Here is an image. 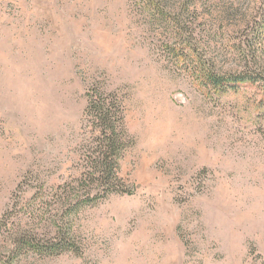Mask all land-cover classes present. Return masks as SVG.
Segmentation results:
<instances>
[{"label": "rangeland", "instance_id": "rangeland-1", "mask_svg": "<svg viewBox=\"0 0 264 264\" xmlns=\"http://www.w3.org/2000/svg\"><path fill=\"white\" fill-rule=\"evenodd\" d=\"M183 2L0 0V264H264L261 1ZM182 49L244 81L207 86ZM92 87L123 104L126 191L37 218L78 187Z\"/></svg>", "mask_w": 264, "mask_h": 264}, {"label": "trees", "instance_id": "trees-1", "mask_svg": "<svg viewBox=\"0 0 264 264\" xmlns=\"http://www.w3.org/2000/svg\"><path fill=\"white\" fill-rule=\"evenodd\" d=\"M194 1L197 2L199 0ZM260 1L261 6L259 7L258 15L253 21V25L256 26L255 29L257 30L254 34L261 35L264 32V0ZM187 3H189L188 0ZM187 3L184 0L183 4L188 5ZM154 4L159 6L160 2L159 5L158 3ZM178 40L181 47L184 46L186 49L189 47L190 42L187 38L180 36ZM190 50L188 49L186 53L182 49L181 53L176 54L178 60L183 56V53H185L184 56H188L189 53L188 59L190 62L197 61L199 63L196 66L199 73L198 77L207 86L215 90L226 91L228 88H235L240 81H244L245 76L244 78H238L241 74L219 73L216 71L214 63H209L208 65V61L193 55ZM247 75L250 76L252 73L249 72ZM84 117L90 133L87 142L82 145L84 161L86 163L84 164L85 170L78 180V187L71 192L66 187H58L47 194L42 193V197L44 198L42 209L44 212L40 213L37 218L40 216L42 218L43 215L45 216L49 213L48 219L51 221H63L62 223H64L65 218L72 209L77 208L76 210H78L83 206L95 205L113 193H123L126 191L119 176V163L124 150L128 146L129 137L120 97L115 92H105L98 87H92L90 92H88V104L84 111ZM41 191L42 188L40 189V193ZM73 192L78 193V199L73 204L70 203L73 207L70 208L69 206L65 208ZM44 194L46 195L44 196ZM51 204L55 205L53 209L56 212L54 214L47 210V206ZM58 239L50 241L48 245L47 243L42 244L41 242L27 241L23 243V248L28 250L33 249L41 254L58 253L73 249V244L68 238Z\"/></svg>", "mask_w": 264, "mask_h": 264}]
</instances>
